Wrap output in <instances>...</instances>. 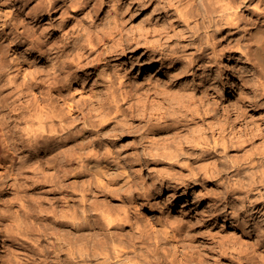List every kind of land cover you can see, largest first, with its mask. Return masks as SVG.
I'll use <instances>...</instances> for the list:
<instances>
[{
  "label": "rangeland",
  "instance_id": "1",
  "mask_svg": "<svg viewBox=\"0 0 264 264\" xmlns=\"http://www.w3.org/2000/svg\"><path fill=\"white\" fill-rule=\"evenodd\" d=\"M116 1L117 0H111V3L109 0H103L102 2L97 0L99 7L95 12L93 11L91 13L93 15L89 14L91 7L86 9V13H74L71 7L68 9L67 13H63V11H61V13H56V19L54 20V29L56 30L58 39H64L66 42H71L77 35L80 34L77 30H81L83 27L86 28L88 26L90 31H92L91 33L94 32L92 34L94 37V43L96 45L98 44L95 51L93 50L91 52V50H85L87 54L86 59L89 57L87 60H90V63L86 67L85 72L84 70L80 71L83 76L82 78L87 81L85 82L83 80L82 83L84 84L80 83L78 85V90L83 91H76L72 94L74 96L71 95L72 98H76L75 100L80 103L83 98H88V92L95 93V97L93 98L94 100L86 102L87 104L85 106L83 105L84 107L82 106L86 112H88L87 110L93 111L89 114V118H94H92V120L87 118L85 121L87 122L88 119L90 121L88 120L89 122L87 124L86 122H84V124L81 123L84 126L80 125L76 129L78 133L80 132L79 134H85L86 138L89 140L88 142L86 141V147L88 145L87 152L89 154L94 153L92 151H95V153H98L99 155L101 154L102 156L107 150L112 148L114 151L121 152L123 158L125 159L130 152L132 153L134 147L139 145V139L137 136L140 133L144 137L145 144L148 143V146L153 145L151 149L148 148L150 150L156 149L158 146L156 144L158 143L161 144L174 139L177 143L182 141L187 142L193 138L194 130L203 126L202 122L197 121H195L196 123H192L195 124L194 126L192 124V127L187 126L188 123H191L189 121L192 120V117H197V112L199 114L209 111L216 114V112L221 108L227 113L228 122H232L242 115L240 127L245 130L255 127L254 129L257 133V137L254 139V143L256 146H261L263 144L264 123H260L258 118L255 117V114L264 113V75L257 74L256 69H253L254 66L246 61L245 57L242 55L239 44L244 41L247 43L251 40L252 35L250 33L252 29L256 27L264 28V0H226L229 2L230 7L224 12H222L218 7L215 10H212L215 0H194V4L196 5L195 13L198 12V14L196 13V17L191 18L189 23L180 19L178 14L176 15V7L178 3H180L179 0H176V3L175 0ZM181 2H183V0H181ZM202 13L204 15H202ZM208 13L213 14L209 16ZM224 14L229 16L232 19V22L227 23V21L223 19V21L220 22L221 24L215 25L214 21L220 19ZM175 15L178 18H176V20L174 18ZM154 19L156 23L160 22L158 23L160 28L159 26L155 27L156 33L155 31H152L154 28V25L152 24L155 23ZM171 19L173 20L171 21ZM111 26L113 28H110ZM169 26H174L175 28ZM88 27L87 29H89ZM167 27L170 28V30L168 29V31H166ZM178 27L182 28L184 33H182V30H179ZM161 28L164 29L166 33L161 31ZM173 28L174 32L172 30ZM176 28L178 30H176ZM159 29H161V32ZM95 31H97L98 34L100 33L99 36ZM65 36L68 37L66 38ZM135 38L140 41L138 44L139 47H136V44L131 48H129V46L127 47L126 45H129V43L131 44ZM85 44L87 45V43ZM113 45L117 47L118 51L111 54L112 56L105 58V49H107L108 46L110 47ZM152 46H155L154 48L156 49H168L167 52L173 55L172 58L170 57V59L162 61L159 60L160 54L155 56V54L153 55L152 52H150L151 50L148 52L146 51L147 47L151 48ZM178 52H180V54ZM99 53L102 55L99 57L100 60L96 59ZM91 54L94 55L92 56ZM202 56L205 59L200 60ZM94 65L98 68L94 69ZM185 65L190 66V71H184L185 74H183L182 69ZM158 69H160V73H158ZM179 69L182 72L179 71ZM177 70L178 72H176ZM171 72L173 74H171ZM176 74H178V76ZM173 76L175 78H173ZM171 78L172 80H170ZM243 78H247V80L252 84L248 85L243 83ZM161 80L164 82L166 81L165 84ZM161 83L164 86L161 85ZM209 86L213 88L216 86L215 88H217V92L219 93H216L213 96V92L207 88ZM183 90L187 92H184ZM68 91L69 88L66 86L63 94L68 95L70 93ZM111 91L114 92L112 93ZM94 93L92 94L94 95ZM115 93L117 94L115 96L120 100L115 98ZM126 94L128 96H125ZM84 95L85 97H81ZM111 95L114 96L115 100H118L113 102L114 99H112L113 97H111ZM123 96L126 100H123ZM231 97H234L235 102L231 100ZM251 99H256L255 105L250 104L249 101ZM102 102H105L106 104H103ZM88 103L94 107H96L98 103V105H101V108L96 107V109H91L92 106L87 107L89 105ZM94 103H96V105ZM102 104L105 106H102ZM121 104L124 107H122ZM86 107L87 110H85ZM102 108L103 110L100 112L103 113L102 111L105 110V113L102 114V116H99L101 113H98V109ZM159 109H161V111ZM94 110H96L97 114ZM93 113L96 114V116L98 115V117H96ZM161 113L165 116L167 115L166 117L169 118L165 123H162V126L158 127V129L165 127L164 131L156 130L150 133L146 132L148 129H152V127H154L156 124L155 122H157L155 121L157 119L156 115H162ZM149 116L153 122L147 121L148 119L150 120ZM102 117L104 118L102 119ZM218 117L219 116H216L215 118ZM100 118L102 121H99ZM184 120H186V122ZM104 121L106 122L105 124ZM143 121L147 122L142 124L144 123ZM118 123L119 125H117ZM90 125L92 126L90 127ZM138 125H141L142 127L138 129L135 128ZM183 125L185 127H183ZM119 128H124L126 131L123 130V132L125 133L118 134L117 130ZM178 128L180 130H177ZM85 129L87 130L85 131ZM78 133L76 135H79ZM174 133L177 134L175 137L172 136ZM91 143L93 144L91 145ZM200 153L201 148L198 154ZM186 157H189V155H186ZM180 159L181 161L185 160L183 162L187 161L186 158L183 159L180 157ZM228 160L231 161V158L228 157L227 159H224V161L229 163ZM187 162H189V159ZM71 172L70 174L68 173L62 175V178L63 176L64 178L61 179V187L54 190L49 186V183L47 181L45 182L44 178L40 176V178H33V181L31 178L22 179L21 182L24 181L23 185H25L24 190L20 193L9 186L0 194V264H68L64 263V260L68 257L70 249L77 247L79 244L81 245L83 240V246L85 245L84 248L87 253L85 257L86 264L90 262H92L90 264H99L101 262H103L101 264H136L139 259L140 261H143L144 258V261H141L140 264H151V262L152 264H241L242 262L243 264H264V223H262L261 219H256V221L251 215L253 213H251L249 198H246V196L241 193L240 195L238 193H228L226 188L230 181L236 182L237 179L242 178V174L230 173L229 175L231 176H229L221 173L215 176V179L213 178L211 181L215 182L218 180V184L216 185L213 183L211 186L214 188V191H212L210 197H205L203 196L204 194H202V190L205 189V186L210 187V183H203L202 179H199L197 185L189 188L188 191H184V188L178 190V193L175 196L176 198L169 199V202L167 201V198L170 194L162 192L161 196H163V201L160 200L159 204L156 205L157 207H154L156 209L154 213L149 214V205H146L140 211L142 214H134V216L129 220L131 221L130 223L129 221H125L120 224L118 222H114L112 225H108L97 215L101 212L100 208L105 209L106 207H112V209L114 208L115 210L113 209V212L115 214L123 212L122 209H119L123 208V204L119 201L120 197L117 196L112 198L107 196L105 192L101 191L102 189L99 190L96 185L95 177L92 176L91 173L87 172L83 177L84 181L81 179L84 184L86 183V186L83 184L84 192L86 193V216H80L83 219L78 217L81 220L74 218L76 215L74 212L78 209L77 206L80 201L78 194L82 185L76 172L73 171L72 174ZM90 181L92 182L90 183ZM193 188L196 189L192 190ZM90 189H92V191ZM66 192H70L71 194ZM156 192H158V190ZM206 192L207 191L205 190V193ZM92 193L96 195H93ZM63 195L65 198H61ZM72 197L75 198L72 199ZM71 199L75 200L74 204L77 206L72 204L73 201H71ZM109 201H111V203ZM17 203L20 205L18 206ZM53 203L54 205L52 206ZM69 203L72 209L70 207V209L67 208ZM237 204L238 206H236ZM214 206L218 210V217H208V214L206 215V213L204 215L203 210L204 212L210 211V207L212 209H216ZM125 207L127 206L124 205V208ZM19 208L22 220H24L22 221V224L14 223L15 221L10 219L15 211L19 210ZM117 208L120 212H118ZM69 210L74 212L71 214ZM90 210L92 213H90ZM168 212L169 214H167ZM145 213L148 214V216L150 215V217L155 215L156 217L166 218V215L167 217L169 216L172 221L169 220V217L166 221L168 222L167 225L169 226L170 231H173L172 234L170 235L162 232L156 233L154 228L152 231V228L149 225L148 228H146L148 230L143 229L142 225H140L141 222H138V218H146V216H142L145 215ZM137 215L138 217H136ZM62 216L66 219L64 220ZM176 220H178V223ZM92 221L96 222L93 223ZM171 222L173 223L171 224ZM88 223H91V226ZM255 223H258L259 229ZM130 224L132 227H130ZM174 224L176 227H178L179 224L181 225L176 228L174 227ZM117 225L119 227L116 228ZM149 229L152 232H150ZM95 230L96 232H94ZM254 230H257V232L260 233L257 234ZM70 231L72 234L69 233ZM97 231L101 234L98 232L97 235ZM257 235H260L259 238H257ZM84 236L85 238H82ZM146 236H148V238ZM170 236H173V239H171ZM75 238L78 239L76 240ZM70 239L73 240L70 241ZM100 239H102V241ZM105 239L107 240L105 241ZM257 239H259V242ZM99 240L100 242H98ZM118 240L119 243L117 242ZM115 242L121 246H124L125 244L131 245H129V247L128 245H125L124 247L126 249L122 251V248L120 253L119 250L121 246L117 248L119 245H115ZM69 245L72 247L69 248ZM61 246L64 247L62 248ZM88 246H90V250L94 249L91 250L92 252L94 251L93 253L90 250H87L89 249ZM107 247L109 249H107ZM114 247L117 248V251L116 248L113 250ZM100 248L103 250V253L101 250H98ZM174 248L177 249L173 250ZM97 250L98 253H95ZM107 250H110V252ZM65 251H68V254ZM106 252H108V254ZM54 253L61 254L55 255ZM98 254L99 256H96ZM107 255H110L111 257ZM129 256H132V258L130 259ZM122 257L123 259L121 260ZM124 257L127 260H124ZM171 257L172 259H170ZM54 258L59 259L54 261ZM59 260L62 261L60 262ZM74 260V262H78V258ZM131 260L133 261L131 262Z\"/></svg>",
  "mask_w": 264,
  "mask_h": 264
},
{
  "label": "bare ground",
  "instance_id": "2",
  "mask_svg": "<svg viewBox=\"0 0 264 264\" xmlns=\"http://www.w3.org/2000/svg\"><path fill=\"white\" fill-rule=\"evenodd\" d=\"M98 1L102 2L103 0H98ZM109 1L111 2V0H109ZM173 1H170V2H173ZM179 1H180V3H178V5L176 7V15L178 14V17L180 19H183L189 23V21H191L190 19L196 17V13L198 14V12L195 13L196 5L194 4V0H183V2H181V0H179ZM224 2H226V3H224ZM175 3H176V0H175ZM180 5H182V6H180ZM71 7H72L74 13H80V12L83 13L86 11V9L91 7V11L89 12V14H91L93 11L95 12L96 9L99 7V3L97 2V0H92V1L91 0H0V194L9 186L14 188L18 193H20L22 190H24V185H25V184L23 185L24 181L21 182L22 179H30L31 178L33 181V178H35V177L40 178V176H42L44 178L45 182L47 181L49 183V186L54 190V189L61 187V179L64 178V176L62 178L63 174H68V173L70 174L71 171L72 172L75 171L78 178L80 180L81 179L83 180L85 173L88 172V173H91L92 176L95 177L96 185H97L99 190L102 189L101 191L105 192L107 196H110L112 198H115L117 196L120 197L119 201L121 202V204H123V208H119V209H122L123 212H120L117 208L118 212H120V213L115 214L113 212L114 208L112 209V207H109V208L106 207L105 209H101L100 208L101 206H100L99 208H100L101 212L99 214L97 213L98 214L97 216L100 219L104 220L108 225H112L114 222H118L120 224L121 222L129 221L134 216V214L139 215L141 209L144 208V206H146V205H149V212L148 213L149 214L154 213L156 211V209L154 207L157 204H159L160 200L163 199L162 198L163 196H161L162 192L170 194L169 197L167 198L168 200L166 199L169 202V199L176 198L175 196L178 193V190L184 188L185 189L184 191H188L189 188H192V187H194V185H197V183L199 182V179H202L203 183H210V187L205 186V189L202 190V194H204L203 196L210 197L212 191H214V188H212L211 186L213 185V183H215L216 185L218 184V182H217L218 180H216L215 182H212L211 179H213L215 176H217L221 173H224V175L225 174L229 175L230 173H234V174H242L243 176H242V178L237 179L236 182L230 181L229 185L226 187L227 192L232 193V194L238 193L239 195L241 193L242 195L244 194L246 196V198H249V201H250L249 204H251V206L250 205L249 206L251 207V213H253L251 215L253 216V218H255V220L261 219L262 223H264V142L261 146L255 145L254 139L257 137V133L255 132V129H254L255 127H251V129H248V130L247 129L245 130V129L240 127V120H241L242 115H240L239 118L233 120L232 122H228L227 121L228 115L226 112H224L222 110V108L219 109L216 112V114H213L209 111H205V112L203 111L204 113H199V114L197 112L198 116L192 117V120L189 121L191 123H188L187 126L192 127L191 124L194 123L195 121L202 122L203 126L202 127L200 126L199 128L194 130V132H193L194 136L192 139H190L187 142L182 141L179 143L175 142V139L172 141H169V142L161 143V144L158 143V144H156V145H158L156 147V149H152V150H150V149L153 147V145L148 146L147 145L148 143L145 144L144 137L140 133L137 136V138L139 139V145L134 147L135 152H134V150L132 151V153L130 152V154H128L125 159L123 158L121 152L114 151V150H112V148L107 150L105 153L102 152V153H104L102 156H101V154L99 155L98 153H95V151H92L94 153H91V154H89L87 152L88 145L86 147V144L89 140L86 138L85 134H83V133L79 134L80 132L78 133L76 129L80 125L84 126L83 124H84V122H86L85 120L87 118H89V116H90L89 114L91 112H93V111L87 110V107L92 106L91 109H96V107L101 108V105L99 104L100 105L99 106L97 103V106L94 107L93 105H90L88 103L89 105L85 109L88 112H86V111H84L83 107L87 104L86 102H91V100H94L93 98L95 97V93L92 92V93H94V95H93L92 93L87 91L89 93V95H87L88 98L87 99L83 98L82 102H80L81 104L79 103V101L75 100L76 98L75 99L72 98L71 95L73 93H75L76 91H83V90H78L79 89L78 85L80 83L84 84V83H82L84 78H82L83 76L80 73V71L84 70V72H85L86 67L90 63V60L89 61L87 60L89 57H87V59H86L87 54H86L85 50H91V52L93 50L95 51V48L98 44L96 45L94 43V37L92 35L94 32L91 33L92 31H90V28L88 26L87 27L89 29H87V27L86 28L83 27L81 30H77V31H79L80 34L77 35L76 37L74 35L75 38L71 42H66V41H64V39L63 40L58 39L56 30L54 29V24H55L54 20L56 19V13H61V11H63V13H67L68 9ZM217 7L220 8L222 12H224L230 6H229V2L226 0H215L214 6L212 7V10H215ZM207 10L210 11L209 9H207ZM212 14L213 13H208L209 16ZM91 15H93V14H91ZM176 15L174 17L175 20L177 18ZM202 15H204V14L202 13ZM114 17H116V16H114ZM173 19H171V21ZM211 19H213V18H211ZM223 19L226 20L227 23L232 22V19L229 16H226L224 14L221 16L220 19H217V20L214 19L215 20L214 24L215 25L221 24L220 22H222ZM171 21L169 20L170 23H171ZM154 22H155V19H154ZM158 23H160V22H157V23L155 22L154 24H152V25H154V28L151 27V28L155 29V30L152 29V31H155V33H156L155 27L159 26V28H160V25ZM111 25H112V23H111ZM173 25H174V23H173ZM169 27H174V26H169ZM110 28H113V27L111 26ZM174 28L172 29L173 32H174ZM161 29H159V31ZM168 29L170 30V28L167 27L166 31H168ZM195 29H197V28H195ZM176 30H178V29L176 28ZM179 30H182V28H179ZM161 31L166 33V31H164V29H162ZM95 32L97 33V31H95ZM149 32H151V31H149ZM182 33H184L183 30H182ZM99 34H98V36H99ZM250 34L252 35V38H251V40L248 39L249 42L245 43L246 41H244V42L242 41L243 43H240V44L238 43L240 46V50L242 52V55L245 57L246 61H248L250 64H252L254 66L253 69L254 68L256 69L257 74L264 75V28L256 27V28L252 29ZM59 35H61V34H59ZM186 35H187V33H186ZM179 36H180V34H179ZM182 36H183V34H182ZM65 37L67 38L68 36H65ZM99 38H101V37H99ZM180 38L182 39L181 36H180ZM85 43H87V45ZM139 43H140L139 39L135 38L131 44L129 43V45H126V46L127 47L129 46V48H131L132 46H134L136 44L137 45L136 47H139L138 46ZM236 43H237V41H236ZM154 47L153 46L151 48L147 47L146 51L148 52L149 50H151L150 52H152L153 55L155 54V56H157V54H160L159 60H161V61L162 60H168V59H170V57L172 58L173 55L170 54L169 52H167L168 49H164V48L156 49ZM122 49H124V48H122ZM238 49H239V47H238ZM97 50H99V49H97ZM116 51H118V49H117V47H115V45L110 46V47L108 46V48L105 49V51H104L105 52L104 53L105 58L112 56L111 54L115 53ZM100 53H102V52H100ZM100 53H99V55H97L98 57L96 59L100 60L99 57L102 56ZM178 53L180 54V52H178ZM88 54H90V53H88ZM173 54H174V52H173ZM91 55L93 56L94 54H91ZM203 59H205V58L202 56V58L200 60H203ZM244 60H243V62H244ZM92 61H94V60H92ZM93 68L97 69L98 67L96 68V65H94ZM189 68H190V66H187V65L183 66V69H182L183 74H185L184 71L185 72L190 71ZM179 71H181V70L179 69ZM176 72H178V70ZM158 73H160V69H158ZM171 74H173V73L171 72ZM176 75L178 76V74H176ZM179 75H180V72H179ZM88 76H87V78H88ZM173 78H175V77L173 76ZM243 79H244L243 83H246L248 85L252 84L251 82H249L247 80V78H243ZM170 80H172V78ZM84 81L87 82L86 80H84ZM158 81H159V79H158ZM162 82H164V81H162ZM165 82H164V84H165ZM168 82H169V80H168ZM107 83H110V82H107ZM161 85H163V84L161 83ZM66 86H68V88H69L68 92H70L68 95L63 94L64 88ZM212 86H214V85H212ZM82 87H83V85H82ZM215 87L214 88L211 86L207 87L209 90H211V92H213V94H212L213 96L216 93L217 94L219 93V92H217V88H215ZM88 88H90V87H88ZM89 90H91V89H89ZM184 92H187V91H184ZM85 95H86V93H85ZM85 95L81 96V97H85ZM115 95H117V94L115 93L114 96ZM72 96H74V95H72ZM105 96H106V94H105ZM114 96L111 95V97H113L112 99H114ZM125 96H128V95L126 94ZM111 97H110V99H111ZM96 98H98V97H96ZM104 98H106V97H104ZM107 98H109V97H107ZM115 98H118V97L115 96ZM126 98H128V97H126ZM99 100H100V98H99ZM117 100L114 99V101L113 100L112 101L115 102ZM123 100H126L125 97ZM231 100L233 102H235L234 97H231ZM100 102H101V100H100ZM249 102L251 105H255L256 99H251ZM116 103H115V105H116ZM118 103H120V102H118ZM94 104L96 105V103H94ZM103 104H102V106H105ZM122 107H124V106L122 105ZM119 108H120V106H119ZM117 109H118V107H117ZM101 110H103V108L98 109V111H99L98 113H101L100 112ZM159 110L161 111V109H159ZM94 111L96 113V110H94ZM162 111H163V109H162ZM102 112L103 113H101V115H99V116H102V114L105 113V110ZM120 112H123V111H120ZM96 114H94V115L96 116ZM154 115H156V114H154ZM166 116L163 114L162 115L159 114L158 116L156 115L157 119L156 120L153 119V120L157 121V122L154 121L156 124L154 125V127H152V129L150 128L146 132L150 133V132H154L156 130H160V131L163 130L164 131L165 127L160 128V129H158V127L162 126V123H165L169 119ZM216 116H219V117L215 118ZM96 117H98V115ZM149 117H147V118H149ZM255 117L258 118L260 123L261 122L264 123V113L255 114ZM92 118H94V117H92ZM92 118H89V119L92 120ZM103 118L104 117H102V119ZM118 118H121V117H118ZM154 118H155V116H154ZM88 120H87L86 124L90 121V120L89 121ZM100 120H101V118L99 119V121ZM147 121L153 122L151 117H150V120L148 119ZM184 121L186 122V120H184ZM146 122H144L142 124H145ZM81 123H83V124H81ZM105 123L106 122L104 121V124ZM91 124H93V123H91ZM117 125H119V123ZM141 125H138L135 128L138 129V128L142 127ZM192 125L194 126L195 124H192ZM91 126L92 125H90V127ZM85 127H86V125H85ZM93 127H95V126H93ZM183 127H185V126L183 125ZM117 128H118V126H117ZM124 128H126V127H124ZM124 128L123 129L119 128L117 130L118 134H122V133L124 134L125 132H123V130L126 131ZM86 130L87 129H85V131ZM91 130H93V129H91ZM177 130H180V129L178 128ZM81 131H83V130H81ZM89 131H90V129H89ZM77 133L79 135H76ZM99 133H101V132H99ZM144 135H146V134H144ZM176 135H177L176 133L172 134L173 137H175ZM150 143H152V142H150ZM92 144L93 143H91V145ZM112 147H113V145H112ZM115 148H116V146H115ZM148 148H150V149H148ZM200 148H201V153L198 154L200 152ZM91 149H92V147H91ZM99 152H100V150H99ZM133 152H134V154H133ZM186 155H189V157H186ZM180 157H182L183 159L186 158L187 161L189 159V162H187V161L183 162L185 160L181 161ZM228 157L231 158V161L228 160L229 163L224 161V159H227ZM72 172H71V174H72ZM92 176H91V178H92ZM229 176H231V175H229ZM82 180H81L82 188H80L79 194H78L80 197V201L78 202V206L74 204L75 200H72L75 197H72V199H71V201H73L72 204H74L75 206L78 207V209H76V212H74L72 210L76 214L74 218H77V219H80L81 218L80 216L85 215L86 206H87L86 202H85L86 193L84 192V185L86 183L84 184V182H83L84 180L83 181ZM227 181H229V180H227ZM91 182L92 181H90V183ZM77 186H78V184H77ZM90 186H92V185H90ZM52 189H51V191H52ZM92 189H90V190L92 191ZM194 189H196V188H193L192 190H194ZM157 190H158V192H156ZM205 190L207 191L206 193H205ZM66 193L71 194L70 192H66ZM89 193H91V192H89ZM102 194H104V193H102ZM78 195H76V196H78ZM93 195H96V194H93ZM196 195H198V194H196ZM69 196H67V197H69ZM90 197H91V195H90ZM61 198H65L64 195H63V197L61 196ZM198 198H200V197H198ZM66 200H67V198H66ZM90 201L93 202L92 200H90ZM109 202L111 203V201H109ZM168 202H166V203H168ZM93 203H95V202H93ZM162 203H164V202H162ZM240 203H241V201H240ZM59 204H60V202H59ZM65 204H66V202H65ZM76 204H77V202H76ZM115 204H117V203H115ZM19 205L20 204H18V206ZM53 205H54V203L52 204V206ZM107 205H108V203H107ZM124 205L127 207L124 208ZM70 206L71 205L69 203V206L67 208L70 209L71 208ZM236 206H238V204ZM88 207H91V206H88ZM62 208H64V207H62ZM89 209H91V208H89ZM162 209H160V210H162ZM210 209L211 210L207 211V212H204V210H203L204 215L206 213V215L208 214V217H218L219 216L217 208L212 209L210 207ZM60 210H61V208H60ZM62 210H65V209H62ZM74 210H75V208H74ZM69 211L71 212V210H69ZM73 212H71V214ZM67 213H69V212H67ZM90 213H92L91 210H90ZM56 214H58V213H56ZM140 214H142V213H140ZM167 214H169V212ZM114 215H116V216H114ZM138 215L136 217H138ZM157 215H159V214H157ZM170 215H172V214H170ZM21 216L22 215L20 213V208H19V210H16L15 213L10 217V219L14 220L15 221L14 223H18V224L21 223L22 224V221H24V220H22ZM64 216H66V215H64ZM142 216L143 217L146 216V218H138V222L139 223L141 222L140 225H142L143 229L148 230L146 228H148V225H149L152 228V231L154 228L156 233L162 232V233H166V234H170V235L172 234L173 231H170L169 226L167 225L168 222L166 221L169 216L167 217V215H166V218H162V217H156L155 215L154 216L151 215L152 217H150V215L148 216V214H146V213H145V215H142ZM69 217H71V216H69ZM78 217H80V218H78ZM205 218H206V216H205ZM65 219L66 218H64V220ZM81 219H83V218H81ZM172 219H174V218H172ZM87 220H85V221H87ZM94 220H95V218H94ZM169 220L172 221L170 219V217H169ZM250 220H251V218H250ZM85 221H83V222H85ZM177 221L178 220H176V222ZM88 222H90V221H88ZM94 222H96V221H94ZM130 222L131 221H129V223ZM173 222H171V224ZM65 223H66V221H65ZM171 224H169V225H171ZM255 224L258 226V223H255ZM180 225L181 224H179V226ZM117 227H119V226L117 225L116 228ZM130 227H132V225ZM174 227H176V225ZM178 227H176V228H178ZM150 229H149V231L152 232ZM258 229H259V226H258ZM263 229H264V227H263ZM17 230H19V229H17ZM101 231L103 232L102 229H101ZM254 231L257 234L260 233V232H257V230H254ZM94 232H96V230ZM98 232L99 231H97V233H96L97 235H98ZM155 232H154V234H155ZM69 233H71V231ZM73 234H75V233H73ZM81 234H82V232H81ZM147 234H145V235H147ZM205 234H209V233H205ZM104 235H105V231H104ZM137 235H138V233H137ZM259 236L257 235V238H259ZM90 237H91V235H90ZM146 237L148 238V236H146ZM166 237H167V235H166ZM172 237H171V239H173ZM66 238H67V236H66ZM82 238H85V236ZM93 239H94V237H93ZM93 239H92V241H93ZM98 239H99V236H98ZM156 239H158V238H156ZM67 240H69V239H67ZM71 240H73V239H70V241ZM100 240L102 241V239H100ZM100 240L98 242H100ZM106 240L107 239H105V241ZM257 240L259 242V239H257ZM83 241H82L81 245L79 244L80 247L78 245L77 247L73 246L74 248H71L72 246H70V245L72 243L69 245L70 246L69 248H71V249L69 251V254L67 253L68 251L67 252L65 251L68 254V257L64 260V263L86 264L85 263V259H86L85 257H86L87 253H86V250L84 248L85 245L83 246V243H84ZM110 241H111V239H110ZM98 242H96V243H98ZM117 242L119 243V240ZM174 242H176V241H174ZM151 243H153V242H151ZM85 244H87V243H85ZM92 244H93V242H92ZM92 244H91V246H92ZM262 244H263V242H262ZM115 245H119L118 247L116 246L117 248H119L121 246L120 244H116V242H115ZM129 245H131V244H129ZM129 245H128V247H129ZM178 245H179V243H178ZM124 246L120 247V250H119L120 253H121L122 248H123L122 251L124 249H126ZM97 247H98V245H97ZM116 247H114L113 250H115ZM88 248L89 249H87V250H90V246H88ZM117 248H116V251H117ZM107 249H109V248L107 247ZM176 249L174 248L173 250H176ZM91 250H94V249H91ZM98 250H101V248ZM98 250L95 251V253H98ZM58 251H56V252H58ZM102 251L103 250H101V252ZM87 252H89V251H87ZM108 252H110V250ZM108 252H106V253L108 254ZM104 253H105V251H104ZM114 253H116V252H114ZM56 254H61V253H56ZM99 254H100V252H99ZM99 254L96 256H99ZM139 254H141V253H139ZM121 255H125V254H121ZM105 256H106V254H105ZM107 256H110V255H107ZM125 257H124V260L126 259ZM76 258H78V260H77L78 262H74L75 261L74 259H76ZM102 258H106V257H102ZM129 258L131 259L132 256H129ZM57 259H59V258H57ZM57 259L54 258V261ZM122 259H123V257L121 258V260ZM134 259H135V257H134ZM144 259H143V261H144ZM146 259H147V257H146ZM170 259H172V257ZM101 261H103V260H101ZM132 261L133 260H131V262ZM141 261L139 259V261L136 262V264L137 263L140 264ZM170 261H172V260H170ZM95 262H96V260H95ZM54 263H56V262H54ZM90 263H92V262H90ZM90 263H88V264H90ZM101 263H103V262H101ZM101 263H99V264H101ZM151 264H152V262H151ZM241 264H243V262Z\"/></svg>",
  "mask_w": 264,
  "mask_h": 264
}]
</instances>
